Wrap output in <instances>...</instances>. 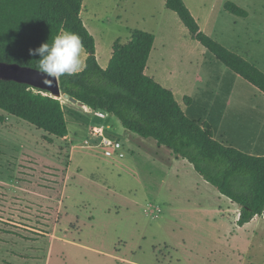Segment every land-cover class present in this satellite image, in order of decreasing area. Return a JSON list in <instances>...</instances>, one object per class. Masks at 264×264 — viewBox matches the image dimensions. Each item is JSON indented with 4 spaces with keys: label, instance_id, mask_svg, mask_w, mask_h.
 Instances as JSON below:
<instances>
[{
    "label": "rangeland",
    "instance_id": "1",
    "mask_svg": "<svg viewBox=\"0 0 264 264\" xmlns=\"http://www.w3.org/2000/svg\"><path fill=\"white\" fill-rule=\"evenodd\" d=\"M85 6L103 57L131 31L159 33L179 20L166 0ZM172 65L188 69L181 57ZM176 99L187 117L205 119V99L193 107ZM66 112L71 137L49 143L44 131L0 110V264H264V216L238 227L231 201L189 162L175 163L116 117L125 157H107L86 144H95L94 124Z\"/></svg>",
    "mask_w": 264,
    "mask_h": 264
},
{
    "label": "trees",
    "instance_id": "2",
    "mask_svg": "<svg viewBox=\"0 0 264 264\" xmlns=\"http://www.w3.org/2000/svg\"><path fill=\"white\" fill-rule=\"evenodd\" d=\"M83 5L84 0H0V62L38 70L40 57L30 55V49L51 43L62 30L77 33L87 54L86 66L60 78L63 95L94 111H106L127 131L152 139L176 159L188 161L205 181L240 207L238 226L263 217L264 157L215 140L211 125L188 118L173 92L146 74L155 45L153 34L134 30L127 43L118 40L109 66L103 69L96 40L81 18ZM166 8L179 17L193 40L264 94V72L203 33L184 0H167ZM225 11L248 16L233 2L225 4ZM0 110L44 131L49 143L53 142L50 137L69 135L61 100L28 85L0 81ZM4 122L0 115V123Z\"/></svg>",
    "mask_w": 264,
    "mask_h": 264
},
{
    "label": "crops",
    "instance_id": "3",
    "mask_svg": "<svg viewBox=\"0 0 264 264\" xmlns=\"http://www.w3.org/2000/svg\"><path fill=\"white\" fill-rule=\"evenodd\" d=\"M184 2L203 33L227 49L241 55L264 72V0H218L215 6V2H209V0H194V4L191 5L186 0ZM227 2L235 3L245 10L248 16L241 18L228 13L225 11ZM85 5L86 0H84L81 18L91 33L83 18L84 13L87 12ZM132 32L126 36L125 42L121 41L122 38L118 40L127 43ZM149 33L155 36V45L147 65L146 74L164 88L171 90L175 98L181 94L184 96V100L189 99L190 104H185L186 106L193 107L197 100L205 99V119L196 121L211 125L215 140H217L216 132L218 131V136L222 140L221 143L249 155L264 157V94L226 68L199 42L193 40L180 19L176 20L173 25L167 24L162 32L150 31ZM93 37L96 40L99 65L103 69H107L112 59L113 48L109 56L103 57L99 50L97 37L95 35ZM82 50L84 51L81 53L83 65L80 71L85 69L87 60V54L84 49ZM177 57L188 62V69L182 71L172 65ZM179 82L183 84L182 87L179 86ZM60 100L62 104L63 101H68L65 98H60ZM66 105L70 115L78 114L90 124H94L91 129L95 126L107 125L109 135L117 138L118 135L113 132V128L117 126L114 116H110L104 110L94 111L79 103L70 102ZM63 107L68 123L67 109L64 104ZM77 107H80L82 112L74 110ZM183 111L185 112V110ZM97 113L105 114L106 117L99 118ZM68 128V138H70L69 123ZM82 128L80 124H77L74 130L83 131ZM76 133L73 135L76 136ZM128 133L140 137L130 131ZM169 152L171 153V151ZM171 156L175 163H185L186 161L176 159L172 153ZM230 205L231 207L227 210L230 211L233 208L236 220L239 219L240 207L232 202ZM255 219L243 227H238H247Z\"/></svg>",
    "mask_w": 264,
    "mask_h": 264
},
{
    "label": "clouds",
    "instance_id": "4",
    "mask_svg": "<svg viewBox=\"0 0 264 264\" xmlns=\"http://www.w3.org/2000/svg\"><path fill=\"white\" fill-rule=\"evenodd\" d=\"M82 49V39L77 33L62 30L51 43H44L37 49H30L29 52L32 56L40 57L37 68L44 76L43 83L48 85L81 70Z\"/></svg>",
    "mask_w": 264,
    "mask_h": 264
},
{
    "label": "water",
    "instance_id": "5",
    "mask_svg": "<svg viewBox=\"0 0 264 264\" xmlns=\"http://www.w3.org/2000/svg\"><path fill=\"white\" fill-rule=\"evenodd\" d=\"M43 79L44 76L39 70L21 66L19 64L0 62V81H11L18 84L28 85L34 89L47 92L57 99L64 97L73 104L78 103L75 98L70 97L67 94L63 95L59 81H53L51 84L46 85L43 83Z\"/></svg>",
    "mask_w": 264,
    "mask_h": 264
},
{
    "label": "built area",
    "instance_id": "6",
    "mask_svg": "<svg viewBox=\"0 0 264 264\" xmlns=\"http://www.w3.org/2000/svg\"><path fill=\"white\" fill-rule=\"evenodd\" d=\"M98 114V113H97ZM99 118H105V114H98ZM108 126L101 125L95 126L91 129L92 136L94 137L93 144L91 141H86V144L91 147L102 148L105 151V155L111 158H119L122 159L125 157V153L123 152V145L120 139L116 137H112L108 133Z\"/></svg>",
    "mask_w": 264,
    "mask_h": 264
},
{
    "label": "bare ground",
    "instance_id": "7",
    "mask_svg": "<svg viewBox=\"0 0 264 264\" xmlns=\"http://www.w3.org/2000/svg\"><path fill=\"white\" fill-rule=\"evenodd\" d=\"M64 98V97H63Z\"/></svg>",
    "mask_w": 264,
    "mask_h": 264
}]
</instances>
